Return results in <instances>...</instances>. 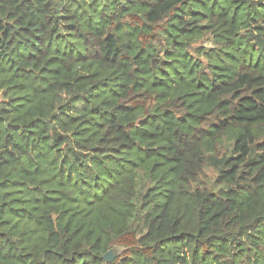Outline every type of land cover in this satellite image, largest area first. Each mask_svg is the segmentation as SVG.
Here are the masks:
<instances>
[{"label":"trees","instance_id":"1","mask_svg":"<svg viewBox=\"0 0 264 264\" xmlns=\"http://www.w3.org/2000/svg\"><path fill=\"white\" fill-rule=\"evenodd\" d=\"M0 264H264V0H0Z\"/></svg>","mask_w":264,"mask_h":264},{"label":"water","instance_id":"2","mask_svg":"<svg viewBox=\"0 0 264 264\" xmlns=\"http://www.w3.org/2000/svg\"><path fill=\"white\" fill-rule=\"evenodd\" d=\"M124 249L118 245H115L104 254V260L106 262L114 261Z\"/></svg>","mask_w":264,"mask_h":264}]
</instances>
